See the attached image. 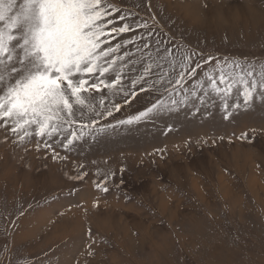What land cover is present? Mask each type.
<instances>
[{
  "label": "rangeland",
  "instance_id": "rangeland-1",
  "mask_svg": "<svg viewBox=\"0 0 264 264\" xmlns=\"http://www.w3.org/2000/svg\"><path fill=\"white\" fill-rule=\"evenodd\" d=\"M109 3L116 87L51 137L0 121V264H264V0Z\"/></svg>",
  "mask_w": 264,
  "mask_h": 264
},
{
  "label": "snow or ice",
  "instance_id": "snow-or-ice-1",
  "mask_svg": "<svg viewBox=\"0 0 264 264\" xmlns=\"http://www.w3.org/2000/svg\"><path fill=\"white\" fill-rule=\"evenodd\" d=\"M115 11L109 0H0V121L6 127L10 123L22 140L31 135L29 128L51 137L72 124L77 112L91 110L85 95L90 89L116 87L119 75L112 83L100 79L114 68L116 61L109 57L119 48H105L103 38L131 30L127 24L107 30ZM91 77L99 82L90 83ZM219 83L227 85L225 92L231 90L224 74ZM255 87L245 89V102Z\"/></svg>",
  "mask_w": 264,
  "mask_h": 264
}]
</instances>
